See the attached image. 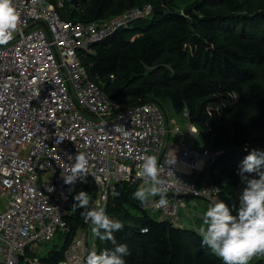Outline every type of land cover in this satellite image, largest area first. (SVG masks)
<instances>
[{
  "label": "built area",
  "instance_id": "built-area-1",
  "mask_svg": "<svg viewBox=\"0 0 264 264\" xmlns=\"http://www.w3.org/2000/svg\"><path fill=\"white\" fill-rule=\"evenodd\" d=\"M13 3L20 22L13 38L0 44V264H38L39 257L30 256L32 248L53 241L59 230L70 231L65 215L74 197L87 192L91 207L106 212L110 198L119 193L118 183L143 181L136 173L145 155L157 156L166 180V205L158 204V196L151 207L175 224L183 195L219 200L217 186L198 184L196 174L217 152L194 148L199 130L187 108L182 112L187 129L176 122L171 127L154 101L127 106L112 99L83 62L97 43L151 17L153 4L83 21L64 16L71 0ZM117 126L127 135L115 131ZM170 134L178 136V148L168 142ZM78 152L88 157L87 177L66 184L63 177ZM92 248L96 237L89 223L78 230L63 264H85Z\"/></svg>",
  "mask_w": 264,
  "mask_h": 264
},
{
  "label": "trees",
  "instance_id": "trees-1",
  "mask_svg": "<svg viewBox=\"0 0 264 264\" xmlns=\"http://www.w3.org/2000/svg\"><path fill=\"white\" fill-rule=\"evenodd\" d=\"M147 3L163 11L136 20L134 28L117 30L83 62L105 92L127 106L157 100L167 113L164 101L170 99L176 112L187 108L191 123L217 152L208 176L219 188V200L235 206V215L245 187L240 164L253 149L264 150V0H81L79 7L68 3L63 14L104 20ZM135 186L118 183L119 193L106 209L124 225L113 236L117 244L127 245L125 264H223L196 230L146 211L140 225L125 222L134 218L127 205L137 202ZM74 203L65 215L70 231L63 246L39 257L38 264H63L66 250L86 225L81 216L86 210H73ZM111 248V241L96 237L98 253ZM256 256L257 264H264V254Z\"/></svg>",
  "mask_w": 264,
  "mask_h": 264
},
{
  "label": "clouds",
  "instance_id": "clouds-1",
  "mask_svg": "<svg viewBox=\"0 0 264 264\" xmlns=\"http://www.w3.org/2000/svg\"><path fill=\"white\" fill-rule=\"evenodd\" d=\"M20 22V13L13 0H0V44H6L13 38ZM115 131L127 135L124 128L117 126ZM64 176L66 184H74L78 179L84 182L88 173V157L78 152ZM136 175L143 179L144 186L134 192V198L143 202L159 196L158 204L164 206L166 199V180L162 178L163 169L158 165L156 155H145ZM249 174H255L249 178ZM245 187L240 196L239 207L230 208L225 202L214 200L202 217L199 229L202 243L219 257L223 264H248L257 254H264V150L253 149L241 162L238 169ZM73 210L82 208L81 213L90 231L100 240L111 241L113 248L99 253L92 248L85 264H125L123 259L128 254L127 245L117 244L113 233L124 227L120 220L110 218L103 207L89 208L90 199L87 192L80 191L75 197Z\"/></svg>",
  "mask_w": 264,
  "mask_h": 264
},
{
  "label": "rangeland",
  "instance_id": "rangeland-1",
  "mask_svg": "<svg viewBox=\"0 0 264 264\" xmlns=\"http://www.w3.org/2000/svg\"><path fill=\"white\" fill-rule=\"evenodd\" d=\"M180 5L183 7L185 6V4H180ZM135 26H136V21L132 22L129 25L130 28H134ZM135 36L136 35L133 33L131 35V39L135 38ZM164 103H165L166 110L168 113L167 115H168L170 121H173V118H175L176 121L178 122V125L181 126L183 130L187 129V126L189 123L187 118H185L182 113H178L174 110L170 99L165 100ZM221 105H223V102L215 104L214 107H219ZM172 126H173V124H171V127ZM197 130H198V128H197ZM193 140H195V142H196L194 145V148L199 150V151H202L204 148H207V147L211 151H216L212 146H210L208 144L206 138L200 134L196 135L193 138ZM209 165H210V162L206 166V168L204 170V174H210ZM215 174L217 176H219L220 178H222L224 181L227 179L224 175H221L218 171H215ZM143 186H144V181H142L139 184H136L135 189L137 190L138 188L143 187ZM153 198H155V197H152L150 199H153ZM1 200L2 199H0V207H1V209H3V206H2L3 201L1 202ZM144 203L145 202L142 203L141 201L137 200L136 204L135 203L128 204L127 206L129 208L130 212L132 213V215L134 216V218H132V220L125 219V222L130 223V224L140 225L139 218L143 215L144 211H146L153 218H157L159 220L162 219L163 212L158 211V210H154L151 207V203H149L148 205H144ZM112 219L118 220L116 218H112ZM65 238H66V233H63L60 230L57 231L53 241H48V242L42 243L39 247H33L32 248L33 254L30 256L34 257V255H35V256L41 258V257L47 255V253L54 248L55 249H61V247L64 244ZM248 264H257V256H254L248 262Z\"/></svg>",
  "mask_w": 264,
  "mask_h": 264
},
{
  "label": "crops",
  "instance_id": "crops-1",
  "mask_svg": "<svg viewBox=\"0 0 264 264\" xmlns=\"http://www.w3.org/2000/svg\"><path fill=\"white\" fill-rule=\"evenodd\" d=\"M168 120L170 123L169 125L173 124L174 122L178 124L175 118H173V121H170L168 117ZM168 142L172 143L176 148H178L179 146V138L175 134H170ZM196 176L198 179V184L200 186L208 182H210L211 184L208 174H204V172H202L200 174L197 173ZM181 199L182 201L180 202V204H178L177 208L179 219L176 222V225L182 228L193 229L199 232V229L203 223L202 217L212 201L203 198H194L188 195H183ZM163 219L173 220L171 216L165 213H163L161 220Z\"/></svg>",
  "mask_w": 264,
  "mask_h": 264
},
{
  "label": "water",
  "instance_id": "water-1",
  "mask_svg": "<svg viewBox=\"0 0 264 264\" xmlns=\"http://www.w3.org/2000/svg\"><path fill=\"white\" fill-rule=\"evenodd\" d=\"M80 1H81V0H71L72 4H73L74 6H76V7H79V6H80ZM154 11H155V13H158V12H162L163 9H159V7L155 6V7H154ZM37 23H38V24H41L43 27L47 28V25H46V23H45L44 21H39V22H37ZM32 26H34V25H32ZM32 26H31V27H32ZM143 101H144V100H143ZM143 101H139V102L133 104L132 106H135V105H137V104H139V103H141V102H143ZM150 101H154V102L160 104L157 100H150ZM161 107H162V106H161ZM162 109H163L164 112H165V109H164L163 107H162ZM166 115H167V113H166ZM167 122L169 123L168 115H167ZM157 198H158V196L155 197V198H153V199H150V201L145 202L144 205H148L149 203H151L153 200H155V199H157Z\"/></svg>",
  "mask_w": 264,
  "mask_h": 264
}]
</instances>
